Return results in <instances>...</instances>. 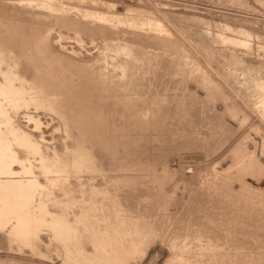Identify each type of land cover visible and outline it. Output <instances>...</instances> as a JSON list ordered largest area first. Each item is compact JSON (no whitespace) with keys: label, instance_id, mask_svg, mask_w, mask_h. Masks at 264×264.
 <instances>
[{"label":"rangeland","instance_id":"rangeland-1","mask_svg":"<svg viewBox=\"0 0 264 264\" xmlns=\"http://www.w3.org/2000/svg\"><path fill=\"white\" fill-rule=\"evenodd\" d=\"M87 126L114 137L93 144ZM76 138L95 158L82 177L67 171ZM125 142L141 157L120 186L103 147ZM0 162V264H264V0H0ZM85 174L104 202H83ZM207 201L230 221L185 220Z\"/></svg>","mask_w":264,"mask_h":264},{"label":"bare ground","instance_id":"bare-ground-1","mask_svg":"<svg viewBox=\"0 0 264 264\" xmlns=\"http://www.w3.org/2000/svg\"><path fill=\"white\" fill-rule=\"evenodd\" d=\"M36 32H37V31H36ZM42 32H43V31H42ZM175 53H176V51H175ZM164 57H165V56H164ZM57 59H58V58H57ZM57 59H56V60H57ZM59 59H60V58H59ZM170 59H171V58H170ZM60 61H61V59H60ZM172 61H173V60H172ZM167 62H168V61H167ZM165 64H166V63H165ZM170 64H171V63H170ZM179 65H180V64H179ZM158 66H159V64H158ZM167 66H168V65H167ZM171 66H172V65H171ZM168 68H169V67H168ZM171 68H172V67H171ZM163 69H166V66H165V68H163ZM169 69H170V68H169ZM172 69H173V68H172ZM51 70H52V69H51ZM69 71H70V70H69ZM102 71H103V70H102ZM167 71H168V69H167ZM172 71H173V70H172ZM172 71H169V72H172ZM70 72H71V71H70ZM68 73H69V72H68ZM85 73H86V72H85ZM113 74H114V73H113ZM159 74H160V73H159ZM159 74H158V75H159ZM170 74H171V73H170ZM126 75H127V74H126ZM160 75H161V74H160ZM99 76H100V75H99ZM99 76H98V77H99ZM139 76H140V74H139ZM139 76H138V77H139ZM163 76H164V75H163ZM167 76H168V75H167ZM85 77H86V76H85ZM145 77H146V76H145ZM158 77H159V76H158ZM99 78H100V77H99ZM112 78H113V77H112ZM70 79H71V78H70ZM72 79H73V78H72ZM114 79H115V78H114ZM123 79H124V77H123ZM125 79H126V76H125ZM125 79H124V80H125ZM139 79H140V78H139ZM66 80H67V79H66ZM93 80H94V79H93ZM107 80H108V79H107ZM107 80H106V81H107ZM146 80H148V79H146ZM180 80H181V79H180ZM110 81H111V79H110ZM110 81H109V82H110ZM126 81H128V80L126 79ZM126 81H124V82L126 83ZM80 82H81V81H80ZM84 82H85V81H84ZM102 82H104V81L102 80ZM109 82H108V83H109ZM114 82H116V81L114 80ZM139 82H140V81H139ZM181 82H182V81H181ZM125 83H123V84H125ZM162 83H163V82H162ZM167 84H168V83H167ZM75 85H76V84H75ZM159 85H160V84H159ZM163 85H164V83H163ZM163 85H162V89H161V90L164 91L165 88L163 89ZM172 85H173V84H172ZM175 85H176V84H175ZM175 85H174V87H175ZM181 85H183V84H181ZM128 86H129V84H128ZM164 86H165V85H164ZM170 86H171V85H170ZM170 86H169V87H170ZM58 87H60V86L58 85ZM96 87H97V86H96ZM96 87H94V88H96ZM178 87H179V86H178ZM180 87H181V86H180ZM198 87H199V86H198ZM55 88H56V87H55ZM114 88H115V87H114ZM160 88H161V87H160ZM105 89H106V88H105ZM108 89H109V87H108ZM116 89H117V88H116ZM122 89H124V88H121V90H122ZM127 89H128V88H127ZM145 89H146V88H145ZM98 90H99V89H98ZM143 90H144V89H143ZM150 90H151V89H150ZM152 90H154V88H152ZM182 90H183V89H182ZM60 91H61V90H60ZM118 91H119V90H118ZM159 91H160V89H159ZM159 91H158V92H159ZM177 91H178V90H177ZM112 92H113V91H112ZM121 92H122V91H121ZM145 92H146V91H144V94L148 95L147 92H150V91L147 90V92H146V93H145ZM156 92H157V91H156ZM156 92L154 91V93H156ZM56 93H58V92H56ZM128 93H129V92H128ZM136 93H137V92H136ZM72 94H73V93H72ZM111 95H112V94H111ZM115 95H117V93H116ZM121 95H122V94H121ZM138 95H139V94H138ZM149 95H150V94H149ZM152 95H154V94H152ZM133 96H134V95H133ZM133 96H131L130 98H132ZM108 97L110 98L111 96H108ZM112 97H113V96H112ZM112 97H111V100L113 99V101H114L115 99L112 98ZM119 97H120V96H119ZM128 97H129V96H128ZM138 97H139V96H138ZM138 97H137V98H138ZM149 97H150V96H149ZM151 97H152V96H151ZM156 97H157V96H155V98H156ZM158 97H159V96H158ZM182 97H183V96H182ZM186 97H187V96H186ZM97 98H98V97H97ZM116 98L118 99V96H117ZM135 98H136V97H135ZM152 98L155 100V102H157V100H156L154 97H152ZM152 98H151V100H152ZM162 98H164V97H161V99H162ZM174 98H175V97H174ZM69 99H71V98H69ZM103 99H104V98H103ZM127 99H128V98H127ZM140 99H141V98H140ZM158 99H160V98H158ZM177 99H179V96H178ZM177 99H176V100H177ZM54 100H55V99H54ZM73 100H74V99H73ZM73 100H72V101H73ZM75 100H78V98L75 99ZM109 100H110V99H109ZM124 100H125V98H124ZM124 100H123V102H124ZM129 100H130V99H129ZM146 100H147L148 102H150L149 99H146ZM154 100H153V101H154ZM174 100H175V99H174ZM174 100L172 99L173 102H174ZM180 100H181V99H180ZM182 100H183V99H182ZM188 100H189V99H188ZM200 100H201V99H200ZM50 101H51V100H50ZM99 101H100V100H99ZM118 101H119V100H118ZM118 101H117V102H118ZM127 101H128V100H127ZM132 101H133V100H132ZM140 101H141V100H140ZM140 101H139V103H140ZM164 101H165V99H164ZM177 101H178V100H177ZM55 102H56V101H55ZM75 102H76V101H75ZM101 102H102V100H101ZM109 102H110V101H109ZM128 102H129V101H128ZM128 102H126V103L128 104ZM134 102H135V101H134ZM141 102H142V101H141ZM143 102H144V101H143ZM148 102H145V103H146V105H144L145 108H146V106L150 108L151 105L148 106V105H147ZM168 102H169V101H168ZM183 102H184V101H183ZM110 103H112V102H110ZM120 103H121V102H120ZM124 103H125V102H124ZM124 103H122V104H123V107H122L121 104H117V105H119V106L121 105V108L123 109V108L125 107V106H124ZM135 103H136V102H135ZM135 103H134V104H135ZM139 103H136L135 105L137 106ZM145 103H144V104H145ZM152 103H154V102H152ZM159 103L162 104L161 101H160ZM165 103H166V102H165ZM169 103H170V102H169ZM181 103H182V102H181ZM58 104H59V103H58ZM100 104H101V103H100ZM141 104H142V103H141ZM150 104H151V103H150ZM156 104H157V103H156ZM173 104H174V103H173ZM179 104H180V103H179ZM186 104H187V103H186ZM186 104H185V105H186ZM199 104H200V103H199ZM64 105H65V104H64ZM64 105H63V106H64ZM66 105H67V104H66ZM75 105H76V104H75ZM97 105H98V104H97ZM97 105H96V106H97ZM101 105H102V104H101ZM152 105H153V104H152ZM170 105H171V103H170ZM176 105H177V104H176ZM105 106H106V105H105ZM107 106H108V104H107ZM119 106H118V107H119ZM136 106L133 107L131 110H133V111L136 110ZM158 106H159V108L161 107V105H158ZM164 106H165V105H164ZM178 106H179V105H178ZM180 106H181V105H180ZM180 106H179V107H180ZM194 106H195V105H194ZM59 107H61V106H59ZM74 107H75V106H74ZM101 107H102V106H101ZM103 107H104V106H103ZM144 107H143V109H145ZM167 107H168V106H167ZM170 107H171V106H170ZM172 107H173V106H172ZM183 107H184V106H183ZM183 107H182V109H183ZM92 108H93V107H92ZM92 108H91V109H92ZM98 108H99V107H98ZM113 108H114V110H113ZM115 108H116V106H115V107L112 106V110H113V111H115ZM121 108H119V111L122 113L123 110H122ZM128 108H129V107L127 106V109H128ZM130 108H131V107H130ZM130 108H129V110H130ZM149 108H147L148 111H149ZM152 108H153V107H152ZM159 108H158V109H159ZM165 108H166V107H165ZM177 108H178V107H177ZM184 108H185V107H184ZM61 109H63V108H61ZM66 109H67V108H66ZM68 109H69V108H68ZM73 109H74V108H73ZM100 109H101V108H100ZM116 109H118V108H116ZM140 109H142V106H141V108H140V106H139V110H140ZM155 109H156V107H155ZM187 109H188V107H187ZM187 109H186V110H187ZM210 109H211V108H210ZM92 110H95V109L93 108ZM131 110H130V111H131ZM137 110H138V107H137ZM156 110H157V109H156ZM156 110H155V111H156ZM164 110H165V109H164ZM167 110H168V109H167ZM172 110H173V109H172ZM172 110H171V111H172ZM184 110H185V109H184ZM64 111H65V110H64ZM74 111H75V110H74ZM81 111H82V110H81ZM125 111H126V110H125ZM133 111H131V112H132V115H133ZM140 111H141V110H140ZM144 111H145V110H144ZM157 111H158V110H157ZM169 111H170V110H169ZM171 111H170V112H171ZM176 111H177V110H176ZM179 111H180V110H178V112H179ZM97 112H98V111H97ZM158 112H159V111H158ZM60 113H61V112H60ZM80 113H81V112H80ZM80 113H79V114H80ZM91 113H92V111H91ZM98 113H99V112H98ZM117 113H118V112H117ZM126 113H127V112H126ZM128 113H129V112H128ZM134 113H135V112H134ZM137 113H138V111H137ZM162 113L164 114V112H162ZM186 113H187V112H186ZM186 113H184V114H186ZM61 114H62V116H63V115L66 116V115H67V114H64V112L61 113ZM68 114H69V113H68ZM70 114H71V113H70ZM101 114H102V113H101ZM146 114H147V113H146ZM148 114H149V113H148ZM169 114H170V113H169ZM74 115H75V113H74ZM93 115H94V114H93ZM104 115H105V114H104ZM114 115H115V114H114ZM123 115H124V114H123ZM139 115L142 116L143 114H142V115L139 114ZM177 115H178V114H177ZM71 116H72V114L70 115V117H71ZM75 116H78V115L76 114ZM79 116H80V115H79ZM89 116H90V115H89ZM109 116H110V115H109ZM145 116H146V115H145ZM145 116H144V117H145ZM159 116H160V118H161V115H160V114H159ZM172 116H173V115H172ZM180 116H181V115H180ZM180 116L178 115V117H180ZM182 116H184V115L182 114ZM73 117H74V116H73ZM90 117H91V116H90ZM103 117H104V116H103ZM105 117H106V116H105ZM110 117H111V116H110ZM115 117H116V116H115ZM125 117H127V116H125ZM131 117H132V116H131ZM136 117H138V116H136ZM148 117H149V116H148ZM170 117H171V115H170ZM170 117H169V118H170ZM222 117H223V116H222ZM68 118H69V117H68ZM87 118H88V117H87ZM87 118H86V119H87ZM101 118H102V117H101ZM113 118H114V117H113ZM122 118H123V116H122ZM122 118H121V119H122ZM127 118H128V117H127ZM127 118H126L125 120H127ZM132 118H133V117H132ZM180 118H181V117H180ZM200 118H201V117H200ZM64 119H65V117H64ZM66 119H67V117H66ZM69 119H70V120H69ZM69 119H68V120L71 121V120H72V117L69 118ZM74 119H76V118H74ZM78 119H79V117H78ZM80 119H81V118H80ZM82 119H84V118L82 117ZM104 119H105V118H104ZM115 119H117V118H115ZM148 119H149V118H148ZM186 119H187V118H186ZM216 119H217V118H216ZM216 119H215V120H216ZM68 120H67V121H68ZM87 120H89V118H88ZM101 120H103V119H101ZM113 120H114V119H113ZM139 120H141V119L139 118ZM139 120H138V123L140 122ZM164 120H166L165 117H164ZM174 120L176 121V119H174ZM174 120H173V121H174ZM73 121H74V120H73ZM78 121H79V120H78ZM98 121H99V120H98ZM104 121H105V120H104ZM127 121H129V120H127ZM141 121H142V120H141ZM150 121H151V120H150ZM154 121H155V120H154ZM154 121H153V122H154ZM173 121H172V122H173ZM184 121H185V120H184ZM79 122H81V120H80ZM79 122H78V123H79ZM87 122H89V121H87ZM99 122H101V121H99ZM102 122H103V121H102ZM102 122H101V123H102ZM107 122H108V121H107ZM107 122H106V124H107ZM115 122H116V121H115ZM117 122H118V120H117ZM122 122H124V121H122ZM129 122H130V121H129ZM143 122L145 123V122H147V121H143ZM153 122H151V124H152ZM155 122H157V121H155ZM82 123H85V119H84V122L82 121ZM92 123H94V122H92ZM140 123H141V122H140ZM149 123H150V122H149ZM149 123H148V124H149ZM178 123H179V122H178ZM184 123H186V122H184ZM209 123H210V122H209ZM213 123H215V122H213ZM89 124H90V123H89ZM89 124H88V125H89ZM112 124H114V123H112ZM116 124H117V127H118V123H116ZM151 124H150V126H151ZM154 124H155V123H154ZM154 124H152V126H153ZM157 124H158V123H157ZM173 124H174V122H173ZM175 124H177V123H175ZM198 124H199V123H198ZM216 124H217V122H216ZM216 124H215V125H216ZM66 125H67V124H66ZM70 125L74 126L75 123L70 124ZM77 125H78V124H77ZM79 125H80V127H81V124H79ZM85 125H87V124H85ZM85 125H84V126H85ZM92 125H94V124H92ZM177 125H178V124H177ZM188 125H189V124H188ZM188 125H187V126H188ZM218 125H219V124H218ZM90 126H91V125H90ZM94 126H95V125H94ZM94 126H93V127H94ZM109 126H110V125H109ZM120 126H121V125H120ZM136 126H137V124H136ZM146 126H148V125H146ZM155 126H156V125H155ZM155 126H154V127H155ZM68 127H69V126H68ZM87 127L91 130V133H90L91 135H92V134H93L94 136L96 135L95 138H91V137H90V134H89V136L87 137L88 139H91L92 143H93V141H95L96 139H97V141H95V142H99V140H101V139H98V138H99L102 134H107V133H108V134H111L112 136L114 135V133L112 134V132H110V131H111V127H110V129H107V130H110V131H107V130H106V131H105V130H101L100 132H99L98 130H96V129L93 130V129H94L93 127H89V126H87ZM87 127H86V128H87ZM101 127H102V126H101ZM114 127H115V126H113V128H114ZM140 127H141V126H140ZM156 127H157V126H156ZM172 127H173V126H172ZM174 127H175V126H174ZM214 127H215V126H214ZM214 127H213V128H214ZM216 127H217V126H216ZM84 128H85V127H84ZM84 128H82V129H84ZM86 128H85V130H84L86 134L83 133V135L85 134V135L87 136L88 132H86ZM95 128H97V127L95 126ZM143 128H144V127H143ZM149 128H150V127H149ZM209 128H210V127H209ZM80 129H81V128H80ZM80 129H79V130H80ZM89 129H87V130H89ZM105 129H106V127H105ZM117 129H118V128H117ZM140 129H141V128H140ZM145 129H147V128L145 127ZM68 130H69V129H68ZM92 130H93V131H92ZM119 130H121L122 133H123V131H124L125 129L122 130V129L119 127ZM128 130H129V129H128ZM128 130H127V131H128ZM153 130H154V129H153ZM156 130H157V129H156ZM169 130H170V129H169ZM187 130H188V129H187ZM210 130H211V128H210ZM73 131H74V130H73ZM77 131H78V128H77ZM77 131H76V132H77ZM81 131H82V130H81ZM81 131H78L77 133L75 132V133H76L75 136H76L77 134H78V135H82V132H81ZM114 131H116V129H114ZM114 131H113V132H114ZM127 131H126V132H127ZM142 131H143V130H142ZM147 131H148V129H147ZM170 131H171V130H170ZM117 132H118V131L115 132L116 136H117ZM126 132L124 131L123 134L125 135ZM132 132H133V130H132ZM140 132H141V131H140ZM148 132H149V131H148ZM157 132H158V131H157ZM164 132H165V131H164ZM167 132H168V131H167ZM175 132H176V131H175ZM181 132H182V131H181ZM72 133H73V132H72ZM127 133L129 134L130 132L128 131ZM127 133H126V135H127ZM142 133L144 134V132H142ZM153 133H154V132H153ZM153 133H152V134H153ZM172 133H173V132H172ZM108 134H107V135H108ZM132 134H133V135H136L137 132H135V134H134V132H133ZM132 134H131V135H132ZM138 134H139V133H138ZM152 134H151V136H153ZM160 134H161V133H160ZM165 134H167V133H165ZM179 134H180V132H179ZM97 135H98V137H97ZM126 135H125L124 137H126ZM140 135H141V134H140ZM154 135H155V134H154ZM75 136H74V137H75ZM103 136H104L103 139H105L106 136H105V135H103ZM103 136H102V137H103ZM120 136H123V135L120 133ZM136 136H137V135H136ZM136 136H135V137H136ZM169 136H170V135H169ZM180 136H181V135H180ZM209 136H210V135H209ZM89 137H90V138H89ZM102 137H100V138H102ZM113 137H114V136H113ZM113 137H112V138H113ZM127 137H128V140L131 141L132 138L130 139L129 135H127ZM127 137H126V138H127ZM154 137H155V136H154ZM70 138H71V137H70ZM77 138H78V137H77ZM77 138H76V140H77V142H76V143H77V145H76V146H77V147H76V148H77V155H82V156H77V155H76V156H77L76 158H74L75 155H71V156H69L68 160L70 159V161H71V160H72V161H71V163L68 162L69 165H68V169H67V171H68L69 173H71V172H78L79 175L81 174L80 177H82V176H83V175H82V172L84 173V171H86V172H90V173H91V171L94 170V165H95V164H94V163H95V160H94V159H95V158L93 159L92 156L89 155L90 153L88 154V152H86V149H87L86 147H85L86 149H85V148H84V149H81V147H80V146L82 145L81 140H82L84 137H82V139H80V140L77 139ZM79 138H80V137H79ZM107 138H108V137H106V139H107ZM109 138H110V137H109ZM117 138H120V137L118 136V137H116V139H117ZM121 138H122V137H121ZM140 138H141V137H140ZM140 138H139V139H140ZM162 138H163V137H162ZM170 138H171V137H170ZM85 139H86V138H85ZM103 139H102V140H103ZM106 139H105V140H106ZM116 139H115V140H116ZM124 139H125V138H124ZM189 139H190V138H189ZM196 139H197V138H196ZM74 140H75V139H74ZM74 140L72 141V143L74 142ZM102 140H101V141H102ZM118 140H121V139H118ZM134 140H135V138H134ZM137 140H138V139H137ZM137 140H136V141H137ZM141 140H142V139H141ZM153 140H154V138H153ZM157 140H158V139H157ZM166 140H167V139H166ZM174 140H175V139H174ZM101 141H100V143H101ZM107 141H108V140H107ZM107 141H106V142H107ZM126 141H127V140H126ZM136 141H135V142H136ZM170 141H171V140H170ZM175 141H176V140H175ZM181 141H182V140H181ZM88 142H89V141H88ZM95 142H94V143H95ZM104 142H105V141H104ZM118 142H119V141H118ZM132 142H134V141H132ZM138 142H139V141H138ZM141 142H142V141H141ZM141 142H140V143H141ZM156 142H157V141H156ZM179 142H180V140H179ZM198 142H199V141H198ZM79 143H81L80 146H79ZM90 143H91V142H90ZM94 143H93V144H94ZM107 143H108V142H107ZM127 143H129V142H127ZM127 143L125 142V145H123V146H124L123 148H124V150H125V151H124L125 153H124V154L121 153L122 155H120V153L118 152L117 148H115V147H111V146H110V147H111V148H110V147H105V146L102 145V144H99V145H101V146H104V147H103L104 149L107 148V149H105L107 152L109 151V152H111V153H114V154H113V157H114V159H115V164H112V165H115L116 167L113 166L114 169L112 168V169H113L112 172H115V171H116L117 174H116V176H114L115 174L112 175L111 178H112V180H114V182L119 183V184H120L121 182L126 181V180L124 179V178H126V177H124L125 174H123L122 171H126V172L128 171V170H127L128 167L126 166V164H127V161H128V160L130 159V157H131V156H129L130 152H128V150H129V148H134V147H129V146H128L131 142H130L129 144H127ZM151 143H152V142H151ZM161 143H162V142H161ZM161 143H160V145H161ZM167 143H168V141H167ZM73 144H74V145H72V147L75 146V142H74ZM87 144H88V143H87ZM103 144H104V143H103ZM123 144H124V143H123ZM135 144H136V143H135ZM156 144H157V143H156ZM163 144H164V143H163ZM175 144H176V143H175ZM182 144H183V143H182ZM196 144H197V143H196ZM112 145H113V144H112ZM130 145H131V144H130ZM137 145H138V143H137ZM137 145H136V146H137ZM141 145H143V142H142ZM178 145H179V144H178ZM89 146H90V145H89ZM92 146H93V145H92ZM107 146H108V145H107ZM133 146H135V145H133ZM164 146H165V145H164ZM171 146H173V145H171ZM139 147H140V146H138V148H139ZM150 147H151V146H150ZM155 147H156V146H155ZM157 147H158V146H157ZM196 147H197V146H196ZM74 148H75V147H74ZM76 148H75V149H76ZM82 148H83V147H82ZM88 148H89V147H88ZM90 148H93V147H90ZM103 148H102V149H103ZM108 148H109V149H108ZM160 148H161V147H160ZM198 148H199V147H198ZM207 148H208V147H207ZM68 149H69V147H68ZM68 149H66V151H67ZM144 149H145V148H144ZM154 149H155V148H154ZM157 149H158V148H157ZM195 149H196V148H195ZM203 149H204V148H203ZM212 149H213V148H212ZM71 150H72V149H71ZM71 150H69V151H71ZM73 150H74V149H73ZM88 150H89V149H88ZM88 150H87V151H88ZM151 150H152V148H151ZM69 151H68V152H69ZM74 151L76 152V150H74ZM90 151H91V149H90ZM131 151H132V150H131ZM137 151H138V150H137ZM139 151H140V149H139ZM145 151H146V150H145ZM159 151H160V150H159ZM165 151H166V150H165ZM191 151H192V150H191ZM191 151H190V152H191ZM210 151H211V150H210ZM91 152H92V151H91ZM146 152H147V151H146ZM148 152H149V151H148ZM150 152H151V151H150ZM150 152H149V154H150ZM155 152H156V151H155ZM155 152H154V153H155ZM161 152H162V151H161ZM161 152H159V153H161ZM193 152H194V151H193ZM202 152H203V151H202ZM105 153H106V152H105ZM156 153H157V152H156ZM162 153H163V152H162ZM162 153H161V154H162ZM183 153H184V152H183ZM75 154H76V153H75ZM131 154H132V157H131V158H133V160H134V159L137 160V159H139V158L141 157V153H140V152H131ZM145 154H146V153H145ZM147 154H148V153H147ZM149 154H148V155H149ZM161 154H159V155H161ZM165 154H166V153H165ZM91 155H92V153H91ZM93 155H94V154H93ZM207 155H208V154H207ZM213 155H214V153H213ZM95 156H96V155H95ZM95 156H93V157H95ZM157 156H158V154H157ZM145 157H146V158H145ZM145 157H144V158H145V160H146V164H147V161H151V160H150L151 158H149V156H147V155H145ZM150 157H151V156H150ZM100 158H101V157H100ZM111 158H112V157H111ZM148 158H149V160H148ZM106 159H107V158H106ZM154 159H155V157H154ZM164 159H165V158H164ZM214 159H215V158H214ZM152 160H153V159H152ZM212 160H213V159H212ZM108 161H109V160H108ZM110 161H111V160H110ZM122 161H123V162H122ZM154 161H156V160H154ZM157 161H158V160H157ZM131 162H132V161H131V159H130L129 163H131ZM144 162H145V161H144ZM158 162H159V161H158ZM158 162H157V163H158ZM0 163H1V162H0ZM112 163H113V162H112ZM129 163L127 164L128 166H130ZM133 163H134V162H133ZM142 163H143V159H142ZM117 164H119V166H117ZM149 164H150V163H149ZM155 164H156V163H155ZM158 164H159V163H158ZM160 164H162V163H160ZM165 164H167V163H165ZM133 165H134V164H133ZM136 165H137V164H136ZM144 166H145V165H144ZM95 167H96V166H95ZM152 167H153V166H151V168H152ZM165 167H166V166H165ZM101 168H102V167H101ZM138 168H139V167H138ZM167 168H168V167H167ZM244 168H245V167H244ZM95 169H96V168H95ZM112 169H111V170H112ZM144 169H145V168H144ZM239 169H240V168H239ZM96 170H97V169H96ZM108 170H109V169H108ZM114 170H115V171H114ZM160 170H161V169H160ZM244 170H245V169H244ZM145 171H146V169H145ZM153 171H154V170H153ZM119 172H121L122 174H120ZM161 172H162V171H161ZM161 172H160V173H161ZM165 172H166V171H165ZM242 172H243V171H242ZM124 173H125V172H124ZM209 173H210V172H209ZM72 174H73V173H72ZM127 174H128V173H127ZM239 174H240V173H239ZM73 175H74V174H73ZM128 175H129V174H128ZM159 175H160V174H159ZM165 175H166V174H165ZM167 175H169V174H167ZM167 175H166V176H167ZM214 175H215V174H214ZM91 176H92V175H91ZM91 176H88V174H85L84 177H83V179H82V178L80 179V177H79L78 180H79L80 182L78 183V185H79V190L81 191L80 196H82L81 198H83L84 195H87V196H86L87 199H85V201L83 200V202H91V201H102V202H104L103 200L105 199V197L103 198V196H102L103 191H102V194H101V192H99L100 189L97 190L98 188L96 187V185H95V183H94V181H93V178H91ZM93 176H94V175H93ZM162 176H163V175H162ZM220 176H221V172H220ZM220 176H219V177H220ZM4 177H5V176H4ZM4 177H3V178H4ZM152 177H153V175H152ZM101 178H102V177H101ZM108 178H109V177H108ZM145 178H146V177H145ZM156 178H158V177H156ZM165 178H166V177H165ZM241 178H242V177H241ZM89 179H91L92 181H89ZM162 179H164V178L162 177ZM243 179H244V178H243ZM83 180H84V181H83ZM128 180H129V179H128ZM147 180H149V179H147ZM147 180H146V181H147ZM225 180H226V179H225ZM137 181H138V180H137ZM137 181H136V182H137ZM140 181H141V179H140ZM160 181H161V180H160ZM166 181H167V180H166ZM206 181H207V180H206ZM218 181H219V180H218ZM218 181H217V182H218ZM91 182H93V183H91ZM163 182H165V181H163ZM208 182H209V181H208ZM215 182H216V181H215ZM221 182H223V181H221ZM4 183H5V182H4ZM18 183H20V181H19ZM101 183H102V182H101ZM116 183H115L114 188H116V187L118 188V187H119V186H116ZM132 183H133V182H132ZM141 183H142V182H141ZM144 183H145V182H144ZM213 183H214V182H213ZM16 184H17V183H16ZM176 184H177V183H176ZM197 184H198V183H197ZM219 184H220V183H219ZM230 184H231V183H230ZM243 184H244V183H243ZM13 185H14V184H13ZM13 185H12V186H13ZM136 185H137V184H136ZM165 185H166V184H165ZM181 185H182V184H181ZM100 186H101V185H100ZM120 186H121V184H120ZM129 186H130V185H129ZM151 186H152V185H151ZM162 186H163V185H162ZM205 186H206V185H205ZM214 186H215V185H214ZM217 186H218V184H217ZM241 186L243 187L242 184H241ZM7 187H8V186H7ZM17 187H18V186H17ZM98 187H99V186H98ZM152 187H153V186H152ZM11 188H12V187H11ZM11 188H10V190H11ZM95 188H97V189H95ZM104 188H105V187H104ZM155 188H156V187H155ZM222 188H223V187H222ZM18 189H20V188H18ZM70 189H71V188H69V190H70ZM109 189H110V188H109ZM147 189H148V188H147ZM219 189H220V187H219ZM225 189H229V188H227V187L225 186ZM230 189H231V188H230ZM6 190H7V189H6ZM13 190H14V188H13ZM74 190H75V189H73V190L71 189V192L74 191ZM79 190H78V191H79ZM132 190H133V189H132ZM136 190H137V189H136ZM188 190H189V189H188ZM190 190H191V189H190ZM190 190H189V191H190ZM220 190H221V189H220ZM223 190H224V189H223ZM246 190H247V189H246ZM249 190H250V188H249ZM18 191H19V190H18ZM111 191H112V189H111ZM128 191H129V190H128ZM149 191H150V190H149ZM149 191H148V192H149ZM205 191H206V190H205ZM205 191H203V192L205 193ZM218 191H219V190H218ZM239 191H242V190H239ZM243 191H244V190H243ZM243 191H242V192H243ZM247 191H248V190H247ZM250 191H251V190H250ZM11 192H12V191H11ZM23 192H25V191H23ZM26 192H27V191H26ZM138 192H139V191H138ZM195 192H196V191H195ZM209 192H211V191H209ZM220 192H221V191H220ZM227 192H229V191H227ZM232 192H233V191H232ZM234 192H235V191H234ZM248 192H249V191H248ZM27 193H28V192H27ZM27 193H26V194H27ZM82 193H83V194H82ZM109 193H110V192H109ZM109 193H108V195L104 194V196H108L107 198H109ZM113 193H116V192L114 191V189H113ZM159 193H160V192H159ZM163 193H164V192H163ZM221 193H222V192H221ZM221 193H220V194H221ZM230 193H231V192H230ZM12 194H13V193H12ZM111 194H112V193H111ZM143 194H144V193H143ZM154 194H155V193H154ZM154 194H153V196H154ZM161 194H162V193H161ZM201 194H202V193H201ZM208 194H209V193H208ZM9 195H10V194H9ZM9 195H8V197H9ZM14 195H15V194H14ZM114 195H115V194H114ZM128 195H129V194H128ZM144 195H145V194H144ZM147 195H148V194H147ZM199 195H200V194H199ZM202 195H203V194H202ZM221 195H225V196H226L227 194H221ZM18 196H19V195H18ZM20 196H21V194H20ZM20 196H19V197H20ZM27 196H28V195H27ZM112 196H113V195H112ZM112 196H110V197L112 198ZM145 196H146V195H145ZM173 196H174V195H173ZM193 196H194V195H193ZM211 196H212V194H211ZM225 196H223V197H225ZM23 197H24V196H23ZM30 197H32V196H30ZM127 197H128V196H127ZM150 197H151V196H150ZM164 197H165V196H164ZM169 197H170V196H169ZM111 198H110V199H111ZM115 198H117V197H115ZM134 198H135V197H134ZM207 198H208V196H207ZM12 199H13V198H12ZM28 199H29V198H28ZM31 199H32V198H31ZM83 199H84V198H83ZM110 199H107V201L110 200ZM112 199H114V198H112ZM155 199H156V198H155ZM163 199H164V198H163ZM195 199H196V198H195ZM212 199L214 200V197H212L211 199H209V201H212ZM228 199H229V198H228ZM3 200H4V199H3ZM5 200H6V199H5ZM17 200H18V199H17ZM116 200H117V199H116ZM165 200H166V199H165ZM229 200H230V199H229ZM229 200H228V201H229ZM18 201H19V200H18ZM26 201H27V199H26ZM107 201H105V202H107ZM209 201L205 202V203H206L205 205H206L207 210H206V211L204 210L205 212H203L201 215L198 214L199 216H198L197 218L195 217V218H194L195 220L192 219V216H193V215H190V214H189V217H190V218L185 219V218L187 217V216H186V217H183V219L187 220V221L190 222L191 224H194V223H199V222L202 220V218L200 219L199 217H205V218H208V219L211 218L212 220H211V219H209V220L213 221L214 223L218 224L219 226L224 225V224H221V222H222L223 219H224L225 221H228V220L230 221V218H229L228 216H229L230 214H232V211H231L232 209H231L230 211H227V210H228L227 205H225L224 202H220V203H218L217 201H216L217 203H215L216 206L213 207V206H211V205L214 204V203H213L214 201H212V204H210V205H209ZM28 202H29V201H28ZM148 202H149V201H148ZM161 202H162V201H161ZM161 202H160V204H161ZM143 203H144V202H143ZM149 203H150V202H149ZM158 204H159V203H158ZM163 204H164V203H163ZM163 204H162V206H163ZM165 205H166V204H165ZM203 205H204V204H203ZM205 205H204V206H205ZM5 206H6V205H5ZM13 206H14V204H13ZM156 206H157V204H156ZM162 206H161V207H162ZM30 207H31V206H30ZM159 207H160V206H159ZM159 207H158V208H159ZM161 207H160V208H161ZM166 207L170 209V207H168V206H166ZM166 207H164V208L162 207V208L165 210ZM232 207H233V206H232ZM232 207H231V208H232ZM160 208H159V209H160ZM162 208H161L160 210H162ZM211 209H212V213L210 214L209 211H211ZM240 209H242V208H240ZM257 209H258V208H257ZM243 210H244V209H243ZM167 211H168V209H167L166 211H163V212H165V213L167 214ZM179 211H180V210H179ZM246 211H247V210H246ZM246 211H245V212H246ZM248 211H249V210H248ZM248 211H247V212H248ZM250 211H251V210H250ZM250 211H249V212H250ZM260 211H261V210H260ZM230 212H231V213H230ZM247 212H246V213H247ZM262 212H263V211H262ZM262 212H261V213H262ZM165 213H164V214H165ZM168 213H169V212H168ZM238 213H240V212H238ZM263 213H264V212H263ZM228 214H229V215H228ZM239 215H240V214H239ZM239 215H238V216H239ZM241 215H242V214H241ZM181 216H182V215H181ZM232 216H233V215H232ZM242 216H243V215H242ZM230 217H231V216H230ZM235 218H236V217H235ZM231 219H232V218H231ZM233 219H234V217H233ZM239 219H240V218H239ZM239 219H237V220H239ZM244 219H245V218H244ZM246 219H248V218H246ZM242 220H243V218H242ZM249 220H250V219H249ZM231 221H232V220H231ZM233 221H234V220H233ZM252 221H254V220H252ZM240 222H241V220H240ZM28 223H29V222H28ZM222 223H223V222H222ZM226 224H227V222H226ZM236 224H238V223H236ZM241 224H243V222H242ZM253 224H254V223H253ZM26 225H27V224H26ZM28 225H29V224H28ZM245 225H247V224H245ZM24 226H25V225H24ZM234 226H235V224H234ZM239 226H242V227H243V225H239ZM26 227H27V226H26ZM217 227H218V226H217ZM229 227H231V226H228V229H229ZM254 227H255V226H254ZM223 228H224V229H223V230H224V234H222V235H224V237H223V236H219V237H221L220 239H222V237H223V239H224V240L226 239V241H227V240L229 239V237H230V234H229L230 232L228 231V229H226V226L223 227ZM238 228H239V227H238ZM218 229H220V228L218 227L217 230H218ZM221 229H222V227H221ZM245 229H246V228H244V230H245ZM252 229H254V228H252ZM256 229H257V228H256ZM259 229H261V228H259ZM27 230H28V228H27ZM223 230H222V232H223ZM229 230L231 231V230H234V229L231 227V229H229ZM236 230H237V229H236ZM236 230H234V231H236ZM239 230H240V228H239ZM219 231H220V230H219ZM252 231H253V230H252ZM254 231H255V230H254ZM254 231H253V232H254ZM256 231H257V230H256ZM216 232H217V231H216ZM222 232H221V233H222ZM259 232H260V231H259ZM261 232H262V231H261ZM28 233H29V232H28ZM218 233H219V232H218ZM231 233H233V232L231 231ZM236 233H237V231H236ZM239 233H240V232H239ZM212 234H213V232H212ZM251 234H252V233H251ZM217 235H219V234H213L214 238H217L216 240H217V242H218V240L220 241V239H218V236H217ZM257 235H258V234H257ZM257 235H256V237H257ZM26 236H27V235H26ZM28 236H29V235H28ZM215 236H216V237H215ZM232 236H234V238H235L237 235L235 236V235H232V234H231V237H232ZM248 236H249V235H248ZM259 236H260V235H259ZM240 237H241V236H240ZM24 238H25V237H24ZM31 238H32V237H31ZM234 238H233V239H234ZM257 238H258V237H257ZM25 239H26V238H25ZM29 239H30V237H29ZM199 239L201 240L202 238L200 237ZM235 239H236V238H235ZM237 239H238V236H237ZM26 240H27V239H26ZM72 240H73V239H72ZM202 240H203V239H202ZM230 240H231V239H230ZM250 240H251V239H250ZM253 240H254V239H253ZM28 241H29V240H28ZM231 241H232V240H231ZM257 241H258V240H257ZM259 241H260V240H259ZM71 242H72V241H71ZM221 242H223V241H221ZM224 242H225V241H224ZM227 242H230V241L228 240ZM246 242H247V241H246ZM250 242H251V241H250ZM34 243H35V242H34ZM231 243H232V242H231ZM240 243H242V242H240ZM248 243H249V242H248ZM257 243H258V242H257ZM242 244H243V243H242ZM246 244H247V243H246ZM246 244H245V245H246ZM251 244H252V243H251ZM258 244H259V243H258ZM263 244H264V243H263ZM263 244H262V245H263ZM185 245H186V244L184 243L182 247H184ZM227 245H229V243H228ZM227 245H226V247H229V246H227ZM230 245H231V244H230ZM245 245H244V246H245ZM256 245H257V244H256ZM256 247H257V246H256ZM258 247H259V246H258ZM260 247H263V246H260ZM241 248H243V247H241ZM260 249H261V248H260ZM262 249H263V248H262ZM253 250H254V249H253ZM241 251H242V250H241ZM259 251H260V250H259ZM262 251H263V250H262ZM243 252H244V251H243ZM255 252H256V250H255ZM229 253H230V252H229ZM229 253H228V254H229ZM252 253H253V252H252ZM226 254H227V253H226ZM241 254H242V252H241ZM254 254H255V253H254ZM257 254H259V253H257ZM261 254H262V253H261ZM263 254H264V253H263ZM234 255H236V254H233V257H234ZM239 255H240V254H239ZM243 256H244V255H243ZM259 256H260V254H259ZM233 257H231V258H233ZM241 257H242V256H241ZM241 257H240V258H241ZM249 257H251V256H249ZM229 258H230V257H229ZM235 258H236V257H235ZM235 258H234V259H235ZM242 258H243V257H242ZM97 259H99V258H97ZM237 259H238V257H237ZM100 260H101V259H100ZM100 260H97V261L100 262ZM228 260H229V259H228ZM230 260H231V259H230ZM254 260H255V259H254ZM226 261H227V260H226ZM235 261H237V260H234V263H233V264H235ZM245 261H246V260H245ZM95 262H96V261H95ZM99 262H98V264H99ZM232 262H233V261H232ZM240 262H241V260L239 261V259H238V263H240ZM242 262L244 263V261H242ZM246 262H247V261H246ZM258 262H259V261H258ZM238 263H237V264H238ZM263 263H264V261H263ZM100 264H103L102 261H101ZM227 264H228V261H227ZM248 264H250V263H248ZM255 264H256V263H255Z\"/></svg>","mask_w":264,"mask_h":264}]
</instances>
